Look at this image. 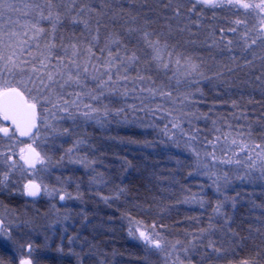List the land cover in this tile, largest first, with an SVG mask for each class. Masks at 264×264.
Masks as SVG:
<instances>
[{"label": "trees", "instance_id": "16d2710c", "mask_svg": "<svg viewBox=\"0 0 264 264\" xmlns=\"http://www.w3.org/2000/svg\"><path fill=\"white\" fill-rule=\"evenodd\" d=\"M21 1V4L43 2V0ZM116 2L117 0H76L77 6L87 4L99 10H103L102 4H115ZM160 2L161 0H133L132 9L133 12L139 11L142 17L146 16L148 19L155 20L149 28L158 33L167 32V25L171 23L176 30L168 37L169 43L177 44L176 51L185 56H191L194 61L200 63L206 78L195 77L193 80H198L199 83L193 82L190 86L185 78L177 85L173 77L174 66L165 74L164 70L155 66V62L149 60L148 64L144 63L149 59L148 54L151 50L143 45H137V33L127 34L126 29L129 25L125 19H110V11L101 18L100 42L96 46V52L99 54V48L103 47L108 33L115 31L124 37V43L128 45V53L136 50L141 58L138 61V67H130L127 73L121 71V75H128L129 79L117 81L116 92H105L98 101H93L88 97L83 99V104L92 103L96 107L107 106L109 109V117L105 118L103 113L99 114V117L103 116V118H100L99 128L90 131L86 149L89 157L87 159L96 164L100 174H103L102 178L107 181L108 186H111L107 195L105 194L110 200L105 201L99 197L95 201L92 198L91 204L93 203L96 208L91 206V210H88V213L91 212V217L85 214V210L82 212L72 210L82 216L75 213L69 215L72 227L68 228L65 233L64 231L57 232L54 240L55 246H52L50 251L38 250L37 248L42 244L40 241L36 242L34 248L43 255L40 264H149L145 260L141 246L127 238L123 230L125 220L135 218L131 221H138L151 227L155 223L156 229H159L164 236L175 235L180 239L185 229H193L195 224L203 225L206 212L214 210L217 201L222 202L223 199L226 200L225 208L233 210L228 226L233 231L229 232L228 228H223V234L221 233V238L218 240L220 242L214 241L215 247L221 251L209 250L210 252H207L206 250L207 254L204 253L203 256H218L221 264H239V261L244 258H255L264 264V192L256 188L232 195L230 182L228 187H221L220 191L214 189L218 193L217 196L212 195L211 192H204L206 199V196L201 193L202 197L208 200L202 203V197L197 192L204 190V181L198 178L196 182L193 181L194 178L189 172L192 158L190 149L186 147L188 138L178 128H172L173 117H170L167 111H160L156 108V105L160 104L163 108L172 110L173 116H176L180 106L175 105L170 99L159 96L151 98L148 92L140 91L141 88H158L164 85L172 90L173 96L179 92H191L192 96L185 102L183 111L195 112L196 117L199 118L181 116L180 121L185 131L190 134L193 128L199 130L198 140L194 142V145L201 152L211 149V146L206 145L205 138L210 140L215 135L221 134L215 132L213 121H216L215 127H219L221 132L231 131L233 136L245 140L249 139L248 133L251 132L252 140L264 143V67L259 68L260 61L264 63V60L259 58L264 50L256 45L246 52H241L239 45L243 42L239 36L245 30L244 27L239 28L235 35L225 33V40L221 42L220 48L213 46L210 38L207 43H204L205 37L213 29H215L216 39L219 40L220 28H232L233 24L230 23L229 17L233 13L228 10L208 9L200 18L201 25H191V33L180 32L176 28L178 22L175 19L168 20L166 23V17L171 16V11L160 9ZM128 6V0H124V7L128 8ZM149 7L156 11H149ZM213 11H216L215 16H213ZM91 15L94 18L91 34L84 29V26L74 24L69 18H65L60 25L58 36L62 35L65 43L91 40L92 35H95L96 13L93 12ZM22 17H26V20L31 19L23 14ZM196 18L195 15L192 16V19ZM213 25L214 27L211 28ZM252 25L253 21L249 20V27ZM44 26H48L47 22ZM179 26L183 27V22ZM228 38L234 41L232 51L225 46ZM192 40L197 43L188 42ZM56 51L57 54H63L60 49ZM113 51L115 52V47ZM123 51L122 48L121 53ZM253 52L255 58H253ZM106 55L107 52L104 53V56ZM233 55L237 59H231ZM25 58L32 59V57ZM165 58H167L166 55ZM245 59L251 60L252 64H245ZM102 62V58L97 61V63ZM55 63L53 59L52 66ZM138 71L145 76H151L152 79H145L142 82L134 80ZM217 72L221 74L220 77L213 75ZM169 77L172 78L169 79ZM257 77L260 78L257 79ZM113 80L116 81L115 72H113ZM86 83L90 88L97 87L96 82L91 78ZM125 88L129 90L127 95L123 94ZM196 88L202 91L197 92ZM68 89L64 91V95ZM81 90L87 91V89L74 88L70 90V93ZM70 93L71 98L65 96L66 99L74 98ZM145 104L147 108H144ZM133 105L134 108L130 107ZM115 109L124 111L117 115ZM71 110L74 111V109ZM124 113H127V119H123ZM205 113L207 117L203 115ZM188 119L192 120L191 124L188 123ZM165 126H167V132H165ZM220 145H223V141ZM239 155L248 157V152L246 150L244 154ZM199 184L201 187L196 190ZM18 195L21 193L19 192ZM86 195L89 196L86 190L81 191L79 199L85 198ZM226 197L231 199H226ZM234 197H239L235 200V204H233ZM191 198L196 201L194 205L188 202ZM101 200L105 201L104 206L100 204ZM160 225H165V227L161 228ZM39 243L40 245H37ZM56 244L59 249L54 252L57 248ZM2 254L4 258L1 259L5 264L13 259L11 253L1 252Z\"/></svg>", "mask_w": 264, "mask_h": 264}, {"label": "snow or ice", "instance_id": "6c2138e0", "mask_svg": "<svg viewBox=\"0 0 264 264\" xmlns=\"http://www.w3.org/2000/svg\"><path fill=\"white\" fill-rule=\"evenodd\" d=\"M132 2L133 0H128L129 6L125 8L124 0H117L115 4H102L103 10H99L87 4L77 6L76 0H59V2L57 0H43L42 3L30 2L24 4H18L15 0H0V138L10 142L5 163L11 162L9 171L0 174V185L7 187L10 174L19 168L21 169V175L27 172L32 177L28 178L26 183L23 184L22 190L28 196L36 197L42 191L51 195L56 190L49 189L48 185L43 184L42 180L36 177L49 169L51 157L45 150L49 140L69 133V129L59 126V122L64 118L63 115L59 114L75 119L76 114L80 113L85 120L96 119L97 122H100V113H103L105 118L109 117L107 106L100 108L92 103L83 104V99L88 97L93 101H98L104 96L105 92H116V82L129 79L128 75H121V71L127 73L130 67H138V61L141 59L136 50L131 51L130 54L128 53V45L124 43V37L115 31L108 33L103 47L99 48V54L96 52V46L100 42L101 18L105 17L109 11L111 12L110 19H125V22L129 25L126 29L127 34H138L137 45H143L151 50L148 54L149 59L144 61L145 64H148L149 60L155 62V66L164 70L165 74L174 66L173 77H175L177 85L182 83L185 78L189 86L193 82L199 83L198 80H193L195 77L206 78L200 63L194 61L191 56H185L183 53L176 51L177 44L169 43L168 37L176 30L173 25L168 23L167 32H156L154 29L149 28V25L155 23V20L148 19L146 16L142 17L139 11L133 12ZM159 8L171 11V16L166 17V23L168 20L175 19L178 22L176 28L180 32L189 33L192 31L191 25H201L200 18L204 16L205 11L208 9H227L234 15L243 12L245 18L242 19L239 15H236L233 21L236 27L229 28L227 31L235 34L239 31V26L243 25L245 30L239 36V39L243 42L242 45H239L242 53L256 45L264 50V0H167V2L161 0ZM148 10L156 11L152 7H149ZM93 12L96 13V27L95 35H92L91 40L65 43V38L62 35L58 36L60 25L65 18H69L74 24L82 23L84 29L91 34L94 19L91 13ZM122 13L124 15H121ZM13 14L16 15L15 21H13ZM21 14L31 17V19L22 21ZM193 15L197 18L192 19ZM215 15L216 12L213 11V16ZM5 18H7L6 21ZM249 18L256 21L251 27H249ZM45 22H47V27L44 26ZM181 22H183V27L179 26ZM12 25H22L23 31L16 30ZM219 31L221 33L219 40L216 39L215 29H213L205 37L204 43H207L210 38L212 45L220 48L221 42L225 40L226 30L220 28ZM29 32H31V37L24 39L23 37H27ZM29 40L35 41V54ZM188 42L197 43L195 40ZM233 45L234 41L228 38L225 46L229 51H232ZM113 47H115V52ZM122 48L124 49L123 53H121ZM57 49L62 50L63 54H57ZM105 52H107L106 56H104ZM165 55L167 58H165ZM252 55L255 58L254 52ZM25 57H32V59H26ZM101 58L103 62L97 63ZM53 59L56 61L54 66H52ZM231 59L235 60L237 57L233 55ZM261 59L264 60V56H261ZM244 63L251 65L252 61L245 59ZM113 72H115L116 81L113 80ZM213 75L220 77L221 74L217 72ZM89 78L96 82V88L88 86L86 81ZM171 78L169 77V79ZM259 78L257 77V79ZM133 79L142 82L145 79L151 80L152 77L145 76L138 71ZM73 86L87 89V91H73L70 95L74 98L71 100L66 99L64 91ZM140 91L148 92L151 98L159 96L170 99L175 105L180 106L176 116H173L172 110L165 109L160 104H157L156 108L160 111H167L168 115L173 117L172 128H178L180 132L187 136L186 147L190 149L196 159L197 170L208 169L207 172L202 174L208 175L210 178L215 177L213 183L216 185L217 191H220L219 181L223 179L227 183L231 178L227 172L223 173L222 176L217 175L215 171L211 170L215 166L214 164L203 162L201 151L194 145V142L198 140L199 130L193 128L190 134L185 131L180 121L181 116L185 118L196 117L195 112L183 111V106L190 99L192 93L179 92L176 96H173L172 90L167 89V86L164 85L158 88H141ZM196 91L201 92L202 90L196 88ZM128 92L129 90L125 88L123 94L127 95ZM141 103H144L143 99ZM81 104H83L84 111H81ZM233 104H235L234 101ZM130 107L134 108L135 106ZM147 107L145 104L144 108ZM71 109H74V111ZM114 111L119 115L124 110L115 109ZM149 111L152 110L149 109ZM133 115H135V112H133ZM203 115L207 117L206 113ZM123 119H127V113H124ZM188 123L191 124L192 120L188 119ZM215 125L216 121H213L215 132L221 134L215 135L210 140L205 138L206 145L211 146V151L205 150L203 153L204 158H210L212 162L235 163L240 166L244 162L239 159L234 161L228 153L231 152L235 156L237 152L247 150L249 161L245 165L247 171L238 174L236 178L252 180L254 177L251 174V169L256 167V161L252 160L251 157L254 149H260L255 154L257 159L261 161L259 167L260 177L264 178V143H257L252 140L251 132L248 133V140L237 139L231 131L221 132V129L215 127ZM167 131V126H165V132ZM21 137H26L28 142L22 141ZM221 141H223V146L220 148L222 155H217V147L220 146ZM85 143L87 141L83 138L77 139L72 147L67 149L69 158H73L74 150ZM12 145L19 149L18 159L15 158L16 153ZM0 155H5V153H0ZM75 158L85 166L93 163L88 161L86 156ZM201 165L202 169L200 168ZM99 176L100 179L96 177L92 179L96 183H102L103 174L101 173ZM66 195L70 196L71 193L61 192L60 199L64 200ZM104 199L107 200L108 197H104ZM226 199L231 198L226 197ZM233 204H235V200H233ZM222 207L223 202L218 200L214 212L220 213ZM223 215L225 224L221 226V230L228 228V231L232 232L233 230L228 227L227 223L231 218L226 213ZM130 219L134 220L135 218ZM139 223L137 221V226L133 228L130 222L129 234L136 236L138 233V238L146 246L162 252L165 256H171L175 253L171 264H196L192 257L197 252V241L202 240L203 233L217 227V225L210 223L209 229H199L202 234L200 237L193 235L185 243L179 239L174 242L169 241L161 232L156 231L155 223L151 231L139 227ZM2 225L3 221H0V226ZM160 227L163 228L165 225H160ZM0 231H3L2 227H0ZM6 235L11 239L10 232ZM207 247L217 252L221 251V249L215 247V242L211 239H209ZM70 251L72 250L70 249ZM32 252L33 245L31 243H20L17 245L16 254L8 264H34ZM181 252L185 254L186 259L181 258ZM0 264H5V262L0 260ZM239 264H262V262L255 258H244L239 261Z\"/></svg>", "mask_w": 264, "mask_h": 264}, {"label": "rangeland", "instance_id": "374dc122", "mask_svg": "<svg viewBox=\"0 0 264 264\" xmlns=\"http://www.w3.org/2000/svg\"><path fill=\"white\" fill-rule=\"evenodd\" d=\"M20 1V2H19ZM16 3L21 4V0H15ZM212 10V9H210ZM220 10V9H215ZM227 10V9H222ZM216 12V11H215ZM235 15L232 14L230 18L233 25L231 27H236V25L233 23V21L236 18ZM240 18L244 19L243 12H240L239 14ZM16 15L13 14V21H15ZM7 18H5V21ZM21 20L25 21L26 17H22L21 14ZM249 20H251L249 18ZM253 24L256 23V21L252 20ZM227 24V23H226ZM78 25L83 26L82 23H79ZM16 28L18 31H23L22 25H12ZM214 25L211 27L213 28ZM201 28V26H200ZM239 28H243V25L239 26ZM225 33H230V35H235L231 32H228L227 29H225ZM31 37V32L28 33L27 37H23L24 39H29ZM29 43L32 46V51L35 54L36 53V46L35 41L29 40ZM260 55V54H257ZM261 56H264V53H262ZM259 56V58H261ZM261 66L259 68L264 67L263 61H260ZM75 89L77 87L73 86ZM66 92L65 96H68L67 98H71L69 96L70 90ZM85 109L83 106H81V111H84ZM100 118H103L100 117ZM59 126L63 128L69 129V133L64 134L62 136L56 137L54 139H50L47 145L45 146V150L51 157V163L49 166L48 171L42 172L38 174L36 177L39 180H42L43 184L48 185L49 189H55L56 191H53L51 195L41 192L39 197L36 199H31L26 197V199L22 202H19V204L15 205V209L13 208H7L0 206V221H3V231L0 232V239L3 240V248L8 250L9 253H11L12 258L16 254L17 245L20 243H31L33 245V252L32 256L34 259V264H40L43 260L42 254H39V251H36L34 248V244L36 242H39L42 244L38 250H43L46 252L50 251L52 246H55V238L57 236V232L67 231L68 228L72 227V223H70L69 215L72 213H75L78 216H82L80 213L72 212L78 211L82 212L84 211L87 216L91 217V212L88 210H91L90 207L95 206L93 205L92 198L96 201L97 198L102 197L104 199L105 194L111 186L107 185V181L103 179L102 183H96L95 180H93V177H96L97 179H100L99 176V168L96 166V164L91 160V164L88 166H85L84 164H81L77 161L75 157H88V150L86 149V143L79 145L73 152V158H69V155L67 153V149L72 147V145L75 143L77 139L83 138L84 140H88V135L91 133L94 129L99 128V122L96 121V119H88L85 120L83 116L80 113L76 114L75 119H72L68 116H64V118L59 122ZM91 131V132H90ZM237 139H241V137L236 136ZM21 139V138H20ZM25 143L28 142L27 138L21 139ZM10 146V142L0 138V153H5V155H0V174L9 171V164L5 163L7 149ZM223 145H220L217 147V155H222L220 148ZM16 157H19V149L12 145ZM87 151V153H86ZM211 151V149L207 150ZM246 151V150H245ZM244 151V152H245ZM260 149H254L253 151V158L252 160L256 161V167L251 169V174L254 177V179L249 180L247 178L241 180L236 178L238 174L245 173L246 167L245 165L249 163L248 157H240L239 154H244V152H237L235 156L232 155L231 152L228 153L229 156L232 157V159L235 161L237 159L243 161L244 163L240 166H237L235 163L228 164L226 162H212L210 158H204L203 153L201 152V157L204 163L214 164L215 166L211 169L212 171H215L217 175H223V173L227 172L229 177L231 178L227 183L221 179L219 181L220 188L221 187H228L229 183L230 190L233 195V193L238 192H245L244 190H255L256 188H259V191L264 192V178L260 177V171L259 167L261 164V161L257 159L256 152H259ZM189 153V152H188ZM190 157L192 158V164L190 167V174L193 176V181L196 182V178L200 179L202 182L204 181V190L201 192H197L199 196L202 197V194L204 192L209 193L211 192L212 195H218V193L215 191L216 185L213 183V179L215 177L210 178L208 175L202 174L203 172H207L208 169H202V165L200 166L201 170H197V164L196 159L193 155V153L190 151ZM89 158V157H88ZM89 161V160H88ZM95 161H97L95 159ZM28 178H32L30 173L25 172L23 175H21V169H17L14 172L10 174V179L7 182V187L4 185H0V190L4 191L5 194H17L18 191L22 194L25 192L23 189V184L26 183ZM196 186V185H195ZM194 186V188H195ZM196 190H199L201 185L196 186ZM193 188V189H194ZM251 188V189H250ZM215 189V190H214ZM86 190L90 196L86 195L85 198L79 199V195L81 194V191ZM2 192V193H4ZM61 192L71 193L70 196L66 195L64 200L60 199ZM107 195V194H106ZM24 197V196H23ZM237 197V195H236ZM234 197V200H238V198ZM207 199V196H206ZM202 197L201 202L206 203V200ZM105 200V199H104ZM107 200H110L108 198ZM106 201V200H105ZM105 201L102 202L101 205L104 206ZM190 205H194L196 201L194 198L189 199ZM199 201V203H201ZM223 207L221 209L220 213L214 212V210H208L206 212V219L204 220V224L201 226H198L195 224L193 229L187 228L184 230V234L181 236L179 240L183 242H187L191 239L193 235L200 237L202 234L199 232V229H209V224L217 225L216 228L209 229L208 232L203 233L202 240L197 241V252L195 255H193V259L196 261V264H221L219 261L218 256L210 257L208 255L203 256L204 253L207 254V252H210L209 250H213L212 248H208L207 244L209 239L213 241H217L219 243L221 238V233L223 234V231L221 230V226L225 224V217L224 213L227 214L228 217H232L233 210L225 208L226 200L223 199ZM187 204V202H185ZM217 207V204H216ZM96 208V206H95ZM61 215V216H60ZM84 215V214H83ZM60 216V217H59ZM67 217V218H66ZM85 218V217H84ZM121 221V219H120ZM230 220L227 221L228 226L230 225ZM130 222L135 228L137 226L136 222L131 220H125L123 222L124 232L127 236V238L132 241L133 243L141 246V248L144 251L145 260L149 264H171V261L175 257V253H173L171 256H165L162 252H159L155 249H151L149 246H146L145 243L138 238V233L136 236H132L129 234V225ZM121 225V223H120ZM139 227L143 228L144 230L151 231L152 227L149 225H145L143 223H139ZM157 232H160L159 229H156ZM11 235V239L8 238L6 233H9ZM169 241H175L178 238L174 236H165ZM5 243V244H4ZM37 244V245H40ZM200 245V246H199ZM218 245V244H217ZM56 249L54 252L59 249L58 245L56 244ZM205 247V248H202ZM207 248V249H206ZM207 250V252H206ZM40 251V252H41ZM42 251V252H43ZM45 254V253H43ZM39 255V257H38ZM180 256L182 259H186V256L183 252L180 253ZM198 256V257H197Z\"/></svg>", "mask_w": 264, "mask_h": 264}, {"label": "flooded vegetation", "instance_id": "af4514ba", "mask_svg": "<svg viewBox=\"0 0 264 264\" xmlns=\"http://www.w3.org/2000/svg\"><path fill=\"white\" fill-rule=\"evenodd\" d=\"M21 139H25V138H21ZM18 158L19 157H17L16 159H18ZM0 163H1V160H0ZM0 188H1V186H0ZM2 192H4V191L0 190V206L1 207L7 206V208H12L13 209V208H15V205L19 204V202H21V201L23 202L26 199V197H28L26 195V193H24L22 195H18V193H19L18 192L17 194H15V195L13 194L12 195V193L11 194H9V193L8 194H5V192L4 193H2ZM31 199H34V198H31ZM0 227H2V229H3V225L0 226ZM1 252H3V253H9L8 250H6V249L3 248V240L1 241V239H0V260H2L4 258L3 254L1 255Z\"/></svg>", "mask_w": 264, "mask_h": 264}, {"label": "water", "instance_id": "95a60500", "mask_svg": "<svg viewBox=\"0 0 264 264\" xmlns=\"http://www.w3.org/2000/svg\"><path fill=\"white\" fill-rule=\"evenodd\" d=\"M21 138H26V137H21ZM26 195H27V194H26ZM39 195H40V194H39ZM39 195H38V196H36V197H31V196H28V195H27V196H28L29 198H34V199H35V198H38V197H39Z\"/></svg>", "mask_w": 264, "mask_h": 264}]
</instances>
